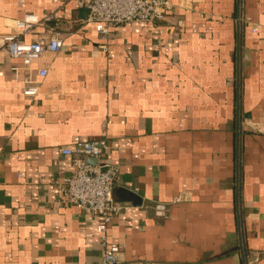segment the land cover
I'll use <instances>...</instances> for the list:
<instances>
[{
  "label": "crops",
  "instance_id": "crops-1",
  "mask_svg": "<svg viewBox=\"0 0 264 264\" xmlns=\"http://www.w3.org/2000/svg\"><path fill=\"white\" fill-rule=\"evenodd\" d=\"M170 2L102 38L78 0H0V34L37 14L22 39H63L29 71L0 49V264H101L97 218L56 192L60 148L99 139L120 264H264V0Z\"/></svg>",
  "mask_w": 264,
  "mask_h": 264
},
{
  "label": "built area",
  "instance_id": "built-area-1",
  "mask_svg": "<svg viewBox=\"0 0 264 264\" xmlns=\"http://www.w3.org/2000/svg\"><path fill=\"white\" fill-rule=\"evenodd\" d=\"M86 7L88 14L85 23L92 25L102 38L109 35L111 26L122 24L156 23L165 20L172 12L170 0H78ZM51 17L37 14H25L15 21L13 33L0 34V49L8 53L13 60L20 62L19 69L29 71L33 63L43 57L46 52H58L63 47L62 35L52 32L50 37L25 41L20 36L30 32L41 21H49ZM253 32L257 28H252ZM39 76L46 75L41 68ZM39 89V82L28 79L23 88L25 97L34 98ZM108 149L105 139L77 142L71 147H61L60 152L73 158V171L61 180L56 181V192L61 199L77 208L84 215L97 218L96 232L101 238L103 255L101 264H120V253L124 244L111 242L107 238V230L113 218L125 206L113 201L112 194L116 185V170L102 159ZM86 158L96 159L95 164Z\"/></svg>",
  "mask_w": 264,
  "mask_h": 264
},
{
  "label": "water",
  "instance_id": "water-1",
  "mask_svg": "<svg viewBox=\"0 0 264 264\" xmlns=\"http://www.w3.org/2000/svg\"><path fill=\"white\" fill-rule=\"evenodd\" d=\"M87 162H89V163H91V164H95L96 163V159H93V158H88L87 159ZM117 191H115V189H113V194H112V199H113V201H117L116 199H115V193H116ZM128 201H132L131 199H128Z\"/></svg>",
  "mask_w": 264,
  "mask_h": 264
}]
</instances>
